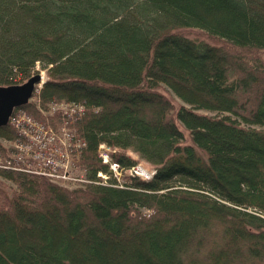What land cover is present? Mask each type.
Instances as JSON below:
<instances>
[{"label":"trees","instance_id":"obj_1","mask_svg":"<svg viewBox=\"0 0 264 264\" xmlns=\"http://www.w3.org/2000/svg\"><path fill=\"white\" fill-rule=\"evenodd\" d=\"M37 63L84 180L0 167V264H264V0H0V85Z\"/></svg>","mask_w":264,"mask_h":264},{"label":"built area","instance_id":"obj_2","mask_svg":"<svg viewBox=\"0 0 264 264\" xmlns=\"http://www.w3.org/2000/svg\"><path fill=\"white\" fill-rule=\"evenodd\" d=\"M59 105L62 106V108L58 107L60 108L59 111L68 115H73L82 108V105L75 103H61ZM69 105H74L75 108H63ZM13 123L20 130L21 135L27 137V141H13L17 148L13 152L14 156L4 159L0 154V167L31 170L59 182L68 183L69 180L75 179L72 175V163L69 159L71 144L69 146L60 144L61 136H56L58 134L55 133L51 125L37 121L25 113L14 116ZM65 128V126L62 127V129ZM65 135L66 133H63V137ZM131 172L142 173L144 170L142 167L136 166L131 168ZM76 180L79 181L81 178L77 176Z\"/></svg>","mask_w":264,"mask_h":264},{"label":"rangeland","instance_id":"obj_3","mask_svg":"<svg viewBox=\"0 0 264 264\" xmlns=\"http://www.w3.org/2000/svg\"><path fill=\"white\" fill-rule=\"evenodd\" d=\"M37 72H40L42 74V78H43L44 81H46L48 79V74L46 73L45 70H42L40 63H37L35 65V71H34L33 74H35ZM159 90H161L162 92H164L165 94H167L168 96H170L174 100L176 106H179L180 104H184V102L179 97H177L174 94V92L168 86H166L165 84L160 85ZM32 101L34 102V104L36 105L37 109H39V111L41 112L42 115H44V116L51 115V116H53L54 121L57 124H61L62 123V119L58 117L62 113H59V112L55 111V110H59L60 108H62V106H60L59 103L56 102L58 104L57 105L56 103H52L53 102L52 101V102L48 103L44 107L42 105V103L40 102L39 97H34L32 99ZM58 107H60V108H58ZM63 108L72 109V108H75V106L74 105H69V106L63 107ZM53 111H55V112H53ZM200 111L201 112H204V113H208V114H212L213 113V112H209V111H206V110H200ZM54 131H55V133L58 134L56 136H58V137L61 136V138L59 139V143L60 144L69 146L71 143H73L72 141L70 142L69 129L65 128V129H63L62 132L59 129H58V131H56V130H54ZM74 132H75V135H76V133H77L76 127L74 128ZM63 133H66L65 137H63ZM185 133H186V135L188 134V132L186 130H185ZM14 138H15V141H16L17 140V137H14ZM0 141L2 142V144H5V147H7L6 150H5V152H4V154H6L9 151V149H10L11 146L16 148V146L14 144L15 142H13L11 140H3V139H1ZM187 141H190L188 137H187ZM48 146H50V144H48ZM100 148H102V152L104 153L103 154V158H106L107 153H105V149H108V147L105 146L104 144H102L100 146ZM12 155L14 156V153L13 152H12ZM135 156L136 157H139V155L136 154V153H135ZM69 159H70V161L73 160V158H71V157H69ZM138 164H141L143 167H145L149 171V173H143L142 175H140V176H142V178H147L151 173H154L155 172V166L153 164H151L150 162L144 160V159H140V162ZM113 167H115V166H113ZM129 169H130V167L126 171L125 170L124 171H120L118 169H116V170L113 169L115 171V175H117V178H118L119 183H121V184L124 183V176L127 173H131V170H129ZM72 172H73L72 175L75 177V179L69 180L68 183H67V186L68 187H72V186L77 187L76 185H78V182H79L78 180H76L77 179V176H78V178L79 177L81 178V176L84 173L81 174L80 171H77V166L76 165H74V168H73ZM98 175L102 176L104 178V180H106V182H109L110 181V177L111 176L106 175V174H102V173H99ZM0 182H4L6 185H8L7 187H8L9 190L12 189L11 187H14V184L9 179H6V178L1 177V176H0ZM176 182H178V180H176ZM178 185H179V183H178ZM203 191L205 193H207V194L212 195V193L210 191L206 190V189H204ZM248 210H251V209H248ZM143 211L145 213L147 212L146 209H143Z\"/></svg>","mask_w":264,"mask_h":264},{"label":"water","instance_id":"obj_4","mask_svg":"<svg viewBox=\"0 0 264 264\" xmlns=\"http://www.w3.org/2000/svg\"><path fill=\"white\" fill-rule=\"evenodd\" d=\"M41 80L42 75L35 73L23 83L0 85V126L9 122L16 106L29 101Z\"/></svg>","mask_w":264,"mask_h":264},{"label":"bare ground","instance_id":"obj_5","mask_svg":"<svg viewBox=\"0 0 264 264\" xmlns=\"http://www.w3.org/2000/svg\"><path fill=\"white\" fill-rule=\"evenodd\" d=\"M19 171H24V172H29V173H32L31 170H19Z\"/></svg>","mask_w":264,"mask_h":264}]
</instances>
